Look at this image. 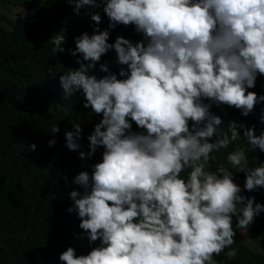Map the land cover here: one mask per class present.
<instances>
[{"label":"clouds","instance_id":"obj_1","mask_svg":"<svg viewBox=\"0 0 264 264\" xmlns=\"http://www.w3.org/2000/svg\"><path fill=\"white\" fill-rule=\"evenodd\" d=\"M67 3L79 16L82 6H95L96 0ZM99 3L107 28L100 30V15L90 14L92 34L74 36L68 49L78 67L58 77L63 98L78 93L82 107L100 116L87 134L73 123L63 134L66 148L76 151L78 140L88 141V157L102 148L100 161L71 181L81 191L67 194L66 211L79 220L85 254L68 246L58 261L215 264L213 255L225 248L231 259L233 218L246 232L264 213V205L242 195L233 177L244 174L245 191L264 190V162L249 166L246 148L234 143L242 138L247 151H264V129L256 135L254 126L243 123L264 122V94L252 91L255 85L264 88V0ZM129 24L127 39L108 43L109 29ZM47 42L52 52H65V30ZM92 70L105 75L97 78ZM133 122L141 131H132ZM50 128L54 137L59 128ZM230 144L224 163L212 169L213 154ZM78 156L84 159L85 152Z\"/></svg>","mask_w":264,"mask_h":264},{"label":"trees","instance_id":"obj_2","mask_svg":"<svg viewBox=\"0 0 264 264\" xmlns=\"http://www.w3.org/2000/svg\"><path fill=\"white\" fill-rule=\"evenodd\" d=\"M73 7L67 0H0V264H60L58 256L66 247H73L77 255L85 254L83 249L87 247H80L83 239L78 238L82 233L78 218L74 212L66 211L71 205L67 194L81 191L71 181L80 171H90L89 165L100 161L102 148L88 157V141L78 140L81 148L70 151L63 134L72 129L73 123H79L82 133L87 134L100 116L82 107L83 97L78 93L63 98L58 77L65 69L78 67L68 49L74 48V36L82 32L92 34L96 25L90 14L100 15V30L107 28L108 20L99 0L95 6H82L79 16L74 14ZM130 27L133 26L117 25L109 29L108 43L117 36L127 39L125 32ZM60 29L65 30V52L54 53L47 41ZM131 41L135 42L133 36ZM110 52L115 55L111 50L107 53ZM90 74L97 78L105 75L96 70ZM261 88L255 85L252 91L264 94ZM70 105V111L65 112ZM259 106H264V102ZM215 111L213 108L212 112ZM222 122V127H226L228 122ZM55 123L59 131L53 137L50 125ZM243 123L245 127L254 126L256 135L264 129L261 120L253 125L251 119ZM132 131H139L134 122ZM49 139L55 140L52 146L47 143ZM234 143L246 148L249 166L255 161L264 162V151H247L242 138ZM30 144L36 145L34 151L28 149ZM232 147L230 144L222 152L214 153L216 161L210 160V167L215 169L224 163L226 152ZM79 151L85 152L84 159L79 158ZM233 177L241 186L242 195L252 196L254 202L264 205V190L245 191L244 174L233 172ZM233 231L230 247L236 255L227 258L225 248L213 255L215 264H264V213L246 231L255 247L236 237L243 230L235 226V218Z\"/></svg>","mask_w":264,"mask_h":264},{"label":"rangeland","instance_id":"obj_3","mask_svg":"<svg viewBox=\"0 0 264 264\" xmlns=\"http://www.w3.org/2000/svg\"><path fill=\"white\" fill-rule=\"evenodd\" d=\"M0 15H3L2 11H1ZM236 237H237L239 240H242V241H244L245 243L250 244V246H251L252 248L256 246L255 243L252 244V242H251V238H252V236H251L249 233L245 232V231H239V232L236 234ZM251 244H252V245H251Z\"/></svg>","mask_w":264,"mask_h":264},{"label":"bare ground","instance_id":"obj_4","mask_svg":"<svg viewBox=\"0 0 264 264\" xmlns=\"http://www.w3.org/2000/svg\"><path fill=\"white\" fill-rule=\"evenodd\" d=\"M263 90H264V88H263ZM139 131H141V130L139 129Z\"/></svg>","mask_w":264,"mask_h":264}]
</instances>
